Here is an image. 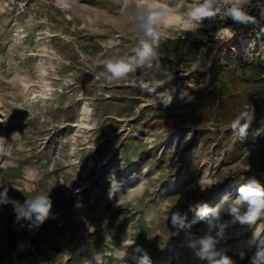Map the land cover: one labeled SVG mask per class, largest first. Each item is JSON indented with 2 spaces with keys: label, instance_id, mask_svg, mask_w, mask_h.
I'll use <instances>...</instances> for the list:
<instances>
[{
  "label": "rangeland",
  "instance_id": "374dc122",
  "mask_svg": "<svg viewBox=\"0 0 264 264\" xmlns=\"http://www.w3.org/2000/svg\"><path fill=\"white\" fill-rule=\"evenodd\" d=\"M202 2L0 0V264H210L206 236L214 259L252 264L264 216L229 208L264 186V70L247 72L264 31L237 37L231 0L193 27ZM160 9L154 56L109 80L107 61L152 43L142 24ZM40 195L48 218L17 220L13 202ZM204 207L219 209L211 227Z\"/></svg>",
  "mask_w": 264,
  "mask_h": 264
},
{
  "label": "clouds",
  "instance_id": "9594fccd",
  "mask_svg": "<svg viewBox=\"0 0 264 264\" xmlns=\"http://www.w3.org/2000/svg\"><path fill=\"white\" fill-rule=\"evenodd\" d=\"M63 0H58V3H62ZM226 3H229V0H225ZM250 0H231L229 7L227 9L228 16L232 21L248 25L254 23V18L250 16L245 10L244 5L249 4ZM216 0H203L202 3L198 4L196 7L192 8L187 13V19L192 23V26L195 27L200 21L204 18H211L218 14L219 9L215 7ZM165 15L163 9L153 11L149 13L146 17V21L142 24V27L145 31V35L151 38L152 43L147 41H142L139 48L136 49V57L130 59L128 62L123 60L112 62H106V68L108 72L112 74V77H109L111 80L113 77L119 78L125 76L133 70L135 64L143 65L146 60L154 56L153 45L158 44L160 39V34L155 30L154 25L159 23ZM248 113L245 112L242 114V117H247ZM237 118L232 122L231 127L236 129L240 125V119ZM247 123L239 127V132L243 134L247 128ZM110 180L115 183L112 177ZM16 204L17 220L24 218L34 223H43L50 214L51 201L46 195H40L35 198L29 199L26 201L24 206H20L17 202ZM241 205H246V210L241 213ZM230 214L234 217L236 221H239L241 224H247L252 226L255 222L264 216V186H262L256 180H250L248 183L242 185L239 188V196L235 199L233 204L229 208ZM211 214L212 219L209 220V226H212L213 219L219 218V209H209L204 207L201 209L202 216H209ZM177 217L172 216V223H176ZM223 225H221V232H223ZM201 245V251L198 255L203 259L207 258L210 261V264H233V261L226 255H222L220 259H214L215 256L219 255L218 253L212 251L215 241L213 237L206 236L198 241ZM140 264H151L150 258L145 254L140 260ZM252 264H264V241L261 242L260 249L257 251L256 255L253 258Z\"/></svg>",
  "mask_w": 264,
  "mask_h": 264
},
{
  "label": "trees",
  "instance_id": "16d2710c",
  "mask_svg": "<svg viewBox=\"0 0 264 264\" xmlns=\"http://www.w3.org/2000/svg\"><path fill=\"white\" fill-rule=\"evenodd\" d=\"M244 10L254 18V23L243 25L242 32L237 33V37H244L250 30L260 32L264 31V0H250L249 4L244 5ZM232 61H229V65ZM264 70V61L259 65L251 64L247 72H257Z\"/></svg>",
  "mask_w": 264,
  "mask_h": 264
}]
</instances>
